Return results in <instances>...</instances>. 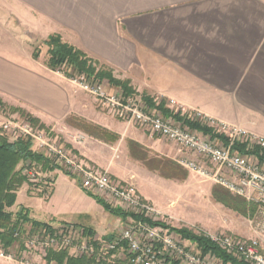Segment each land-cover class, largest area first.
<instances>
[{"label": "crops", "instance_id": "0c3cea01", "mask_svg": "<svg viewBox=\"0 0 264 264\" xmlns=\"http://www.w3.org/2000/svg\"><path fill=\"white\" fill-rule=\"evenodd\" d=\"M56 35L105 66L114 78L128 80L142 102L141 96L156 104L163 100L174 112L264 138V0H0V101L61 135L88 168L106 170L117 183L133 184L132 171L125 174L115 164L121 158H116L115 144L90 136L84 147L66 141L73 130L66 124L68 117L116 136L120 153H128L126 141L148 148L151 136H142L130 125L147 130L119 120L47 67L41 46ZM35 48L41 50L36 59ZM108 86L111 94L119 90ZM55 173L53 181L64 175ZM137 181L136 191L147 202ZM72 189L84 205L70 210L77 215L70 224L90 230L96 240L118 231L124 221L108 214L78 182ZM50 192L46 199L54 195L53 185ZM165 211L168 220L178 221ZM212 218L181 222L188 229L196 225L207 234L222 233L220 218ZM238 234L234 236L246 238L250 233Z\"/></svg>", "mask_w": 264, "mask_h": 264}, {"label": "built area", "instance_id": "2783aa9c", "mask_svg": "<svg viewBox=\"0 0 264 264\" xmlns=\"http://www.w3.org/2000/svg\"><path fill=\"white\" fill-rule=\"evenodd\" d=\"M70 81L93 96L100 107L119 120L138 125L201 159V162L186 163L187 169L197 170L234 195L264 207V165L233 149L235 143L264 149V138L250 135L225 123L208 122L198 115H188L212 128L215 134L222 135L226 140L222 141L193 131L170 117H164L140 99L125 97L120 91L107 93L101 83L91 82L84 75L76 76ZM47 147L55 158V164L64 166L66 173L75 177L82 189L137 218L129 217L125 227L109 240L90 238L84 235L82 229H75L71 224L52 227L51 231L41 228L26 242V246L39 252L40 257L46 258L50 250L67 251L70 256H86L96 262L109 264H222L211 255H202L194 244L182 240L171 231L168 225L160 221L159 211L142 200L131 185L115 182L106 170L97 172L86 167L80 159L62 147ZM206 163L214 169L210 170ZM23 173L29 182H36L35 173L29 164L25 166ZM259 225L261 239H244L222 233L203 235L230 257L245 264H264V217ZM20 235L17 229L14 238ZM92 242H96V245ZM2 256L0 250V257ZM20 264L38 263L27 259Z\"/></svg>", "mask_w": 264, "mask_h": 264}, {"label": "rangeland", "instance_id": "374dc122", "mask_svg": "<svg viewBox=\"0 0 264 264\" xmlns=\"http://www.w3.org/2000/svg\"><path fill=\"white\" fill-rule=\"evenodd\" d=\"M41 50L44 51V55L41 59L44 60L46 64L48 60L47 49L46 47L41 46ZM41 50L39 49V51ZM64 70L65 69L62 68L58 73L63 75ZM100 83L105 91L109 93L107 91V88L109 87L107 82L102 81ZM131 97L133 99H138L134 96ZM143 103L145 104L144 101ZM1 104L3 103L1 102ZM15 109L20 108H14L5 104L2 106L0 105V134L4 135L9 141H14L18 137H30L32 140V151L42 154L46 160L54 165V168L51 171H45L42 166L36 165L34 162L24 163V167L27 164L31 166L32 171L35 173L36 182H29L27 177L28 182L17 191L16 202L13 207L8 210L15 213L20 208H25L30 213L31 220L48 224L53 227L70 224L71 222L69 221L77 216L76 214H70V210L84 204H82L83 201L81 195L76 190L72 189L77 183L76 178L70 174L68 175L64 166H61V164L56 166L55 158L48 152L47 145L62 147L68 153L76 156L77 159H80L81 161L82 159L71 151V144L65 142L61 135L50 131V128L42 130L38 126L32 125ZM5 126L7 127L6 129L4 128ZM130 126L135 127L142 136H151L150 142L146 143L148 148H143L132 142L126 141L124 147L127 148L128 153L124 151V149L120 153V143H115L116 140L106 143L115 144L116 158L121 157L119 160H115V164L117 165V163H120L123 167L119 169L125 174L129 172V170L132 171L134 176L133 184L130 183L128 185H131L136 190V183L134 182L138 180L137 183L139 185L140 194L147 198L146 200L149 202V205L151 204V206H155L152 207L159 211V217L162 223H165L169 227L180 229L186 228V225L182 223L181 220L194 223L201 219L205 220V217L209 216L214 217L212 219L217 222L219 217V220L223 225L222 230H220L222 231V234L234 236L237 235L238 232L240 235H242V233H250L248 236H245L246 238L244 239H261L259 224L262 223L264 217L263 206L234 195L224 187L215 184L207 176L201 175L197 170L191 171L187 169L185 166L186 163L190 161L201 162L199 157L186 152L167 139L153 135L148 131L140 130L134 125ZM125 128L128 129V126ZM86 137L89 136L82 131L73 128L65 139H67L66 141L73 143L75 146L84 147L85 142L87 141ZM94 158L97 159V157ZM82 163L86 166L83 161ZM205 165L210 170L214 169L207 163ZM57 171H61L64 175H59L56 181H53L56 175L55 172ZM186 179L188 181L186 183L187 186L181 183ZM52 185L54 186L55 193L49 199H46V196L51 193L50 189ZM214 187H220L230 193V195L242 198L249 204L251 203L252 212L248 213V216H242L228 209L224 205L217 203L211 198L212 194L210 196ZM25 191H27V194H33L32 196L35 197L27 196ZM85 194L96 202V200L87 194V192ZM165 210L178 217L175 218L181 223H177V220V222L174 220L173 222L172 220H168L163 214L166 212ZM125 224L126 222L120 223L117 232L124 228ZM71 225H73L75 229H81L74 224ZM117 225L118 224H116L115 227ZM17 228L21 235L18 238H15L16 240L11 247L6 249L0 244V250L3 253V256L0 257V264H20L21 261L27 259L38 264H56L54 261H47L46 258L40 257L39 252L26 246L27 239L30 236H33L41 228H32L30 224L23 223L18 224ZM228 229H230L231 232H229ZM189 230L196 234L205 233L196 225L190 227ZM232 230L236 231L234 232L235 234H232ZM117 232H113L112 236L116 235ZM49 251L50 250H48V252ZM10 256L11 258H9Z\"/></svg>", "mask_w": 264, "mask_h": 264}, {"label": "trees", "instance_id": "16d2710c", "mask_svg": "<svg viewBox=\"0 0 264 264\" xmlns=\"http://www.w3.org/2000/svg\"><path fill=\"white\" fill-rule=\"evenodd\" d=\"M43 44L47 47L48 60L46 65L51 71L58 72L63 68L65 69L63 75L67 79L72 80L76 76L84 75L91 82L100 83L106 81L108 85L118 88L125 97L137 95L128 80L114 78L109 69L100 65L82 51L62 42L59 36H51ZM38 55L39 50L35 48L33 57L36 59ZM141 99L148 107L156 108L164 117H170L193 131L211 135L212 137H217L222 141H226L222 135L215 134L212 128L201 123L199 120H194L187 115H182L179 111L174 112L170 110L166 107V103L163 100L156 104L154 99L148 96H141ZM0 105L2 106L3 104L0 102ZM15 110L32 125L38 126L42 130L47 129L24 110ZM66 124L105 143L117 139L116 136L110 134L106 130L76 117H68L66 119ZM31 147L32 140L30 137H18L14 141H9L4 135L0 134V244L6 249L11 247L16 240L14 238V233L16 229H18V224H30L32 228H43L48 231L52 229L51 225L31 220L25 208H20L15 213L8 210L13 207L16 202L17 191L28 182L26 175L23 173L25 169L23 166L24 163L34 162L36 165L42 166L45 171H51L54 168V165H52L50 161L46 160L42 154L32 151ZM233 149L243 156L248 155L255 158L260 164L264 165V149L259 147L251 148L245 143H235ZM211 194L214 201L242 216H248V213L252 212L251 203L249 204L242 198L230 195V193L220 187H214ZM91 196L108 214L119 218L121 221L125 222L129 217L137 218L120 208L110 206L96 196ZM168 228L176 233L182 240L194 244L202 255H211L219 259L222 264H245L226 255L201 233L196 234L187 228L178 229L169 226ZM82 230L84 235L90 238L94 237L90 230ZM108 238L109 237H106L105 240H108ZM92 243L96 245V242ZM46 259L47 261H54L56 264H109L106 262H96L94 259L86 256H70L66 251H49Z\"/></svg>", "mask_w": 264, "mask_h": 264}]
</instances>
